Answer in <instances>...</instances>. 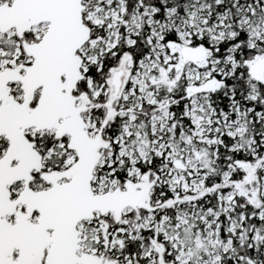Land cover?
Wrapping results in <instances>:
<instances>
[{
  "label": "snow or ice",
  "instance_id": "1",
  "mask_svg": "<svg viewBox=\"0 0 264 264\" xmlns=\"http://www.w3.org/2000/svg\"><path fill=\"white\" fill-rule=\"evenodd\" d=\"M0 264H264V0H0Z\"/></svg>",
  "mask_w": 264,
  "mask_h": 264
}]
</instances>
